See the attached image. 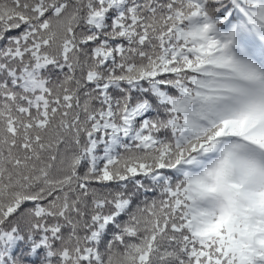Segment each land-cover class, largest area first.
Segmentation results:
<instances>
[{
	"label": "snow or ice",
	"instance_id": "6c2138e0",
	"mask_svg": "<svg viewBox=\"0 0 264 264\" xmlns=\"http://www.w3.org/2000/svg\"><path fill=\"white\" fill-rule=\"evenodd\" d=\"M0 264H264V0H0Z\"/></svg>",
	"mask_w": 264,
	"mask_h": 264
}]
</instances>
